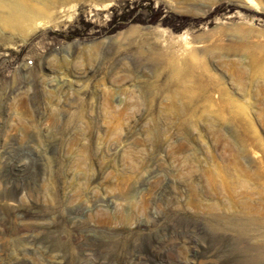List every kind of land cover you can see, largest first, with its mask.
<instances>
[{
    "label": "rangeland",
    "instance_id": "374dc122",
    "mask_svg": "<svg viewBox=\"0 0 264 264\" xmlns=\"http://www.w3.org/2000/svg\"><path fill=\"white\" fill-rule=\"evenodd\" d=\"M0 264H264V0H0Z\"/></svg>",
    "mask_w": 264,
    "mask_h": 264
},
{
    "label": "built area",
    "instance_id": "2783aa9c",
    "mask_svg": "<svg viewBox=\"0 0 264 264\" xmlns=\"http://www.w3.org/2000/svg\"><path fill=\"white\" fill-rule=\"evenodd\" d=\"M33 61L32 60H29V63H32Z\"/></svg>",
    "mask_w": 264,
    "mask_h": 264
}]
</instances>
